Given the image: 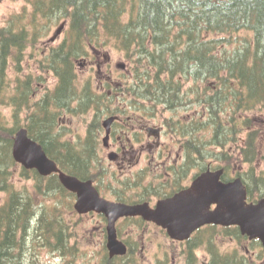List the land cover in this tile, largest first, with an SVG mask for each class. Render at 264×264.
I'll return each instance as SVG.
<instances>
[{"label": "trees", "instance_id": "1", "mask_svg": "<svg viewBox=\"0 0 264 264\" xmlns=\"http://www.w3.org/2000/svg\"><path fill=\"white\" fill-rule=\"evenodd\" d=\"M43 6L47 17L71 16V22L68 36L45 58L44 69L53 72L58 85L34 104L27 127L63 170L81 178L105 173L96 153L99 120L123 112L124 98L145 114L155 113L159 105L175 109L197 103L208 108L207 121L191 117L188 123H168L185 138V160L199 164L205 152L210 153L207 143L225 148L228 141H236L241 161L251 166L247 177L264 185L263 179L255 177L253 166L261 154V131L253 129L255 120L246 115L264 104V0H46ZM241 31L249 33L239 35ZM30 39L33 37L23 23L0 30V83L10 59L21 61ZM107 45L125 53L133 63L129 69L132 74L118 84L110 77L105 90L97 91L91 80L79 89L75 62L88 55L89 48L93 49L91 58H97ZM189 81L193 91L185 89ZM30 82H23L25 88L16 87L15 101L26 102ZM200 82L205 83L203 89ZM188 92L195 94L188 98ZM64 109L94 112L86 145L80 149L61 138L57 116ZM206 126L209 141L199 135ZM243 131L247 134L242 137ZM14 132L8 128L3 133L0 126V191L8 193L0 204V264H25L27 260V264H39L32 254L42 247L73 256V230L65 215L73 212V202L62 208L55 196L61 193L70 199L71 192L57 174L44 177L25 168L23 177L33 174L37 181L38 200L36 195L14 187L10 170L17 164L12 157ZM240 157L225 150L226 169ZM95 169L99 171L95 173ZM260 191L264 193L263 186ZM211 230L215 232L214 227Z\"/></svg>", "mask_w": 264, "mask_h": 264}, {"label": "rangeland", "instance_id": "2", "mask_svg": "<svg viewBox=\"0 0 264 264\" xmlns=\"http://www.w3.org/2000/svg\"><path fill=\"white\" fill-rule=\"evenodd\" d=\"M25 6L28 7L26 0H2L0 3V30L8 24L17 26V24L25 22V20L21 18L24 16V13H28V9H32L31 7L26 8ZM64 21V18H44V21L41 23V32L43 33L42 36L36 40L30 39L29 42L26 43L27 46L23 51L21 61L15 60L14 58L10 59L8 66L5 69L4 80L0 83V126L2 127L3 133H6L8 128L16 130V128L20 126H28V124L31 123L30 112L36 109L33 108L34 104L42 101L47 92L54 89L58 85V78L53 74V72H46L41 63L44 60L43 56L50 52L51 48L59 46L65 37L68 36V19H66L63 33L61 35L58 34L59 36L56 33ZM247 33L249 32L241 31L239 35H245ZM88 51L90 54L88 53V55L83 56L75 62V70L77 74L76 84L77 86L80 85L79 89L83 90V87L87 84L86 82L91 80L92 87L95 86V89L97 90H105L104 86L110 77L114 84L121 83V80L125 79V75L131 73L129 69H133V63L126 58L125 53L117 50L113 46L109 47L107 45L105 48H101L100 54L97 58H91L90 56L91 52L93 53V49L89 48ZM98 66H100V68ZM29 79H31V82L28 90L26 91V102L19 103L20 100L15 101L14 96L16 95V89L19 87L25 88L24 84L27 85ZM204 85L205 83L200 82V89H203ZM187 88H189V91H193L192 81L187 82L185 89ZM193 94H195V92H188V98H192ZM28 103L32 105L29 106ZM72 103L76 105V102ZM121 105H125L129 108L133 106L127 100H124ZM134 109L135 108L128 109L127 111L133 115L131 112L135 111ZM136 112L137 114L135 116L138 117L144 114L143 110L140 111L137 108ZM145 115H148L146 121H149L150 124L163 125L164 131L161 137V142L166 144V148L172 149L173 158L175 159L177 158L176 152L178 151L179 145H183L185 138L183 136H180V138L176 134V130L172 131L168 123H172L174 126L177 125V120L179 122L188 123L191 117L195 119L199 117L204 118V122L208 120L210 112L206 106L193 103L192 105L186 104L175 109H166L163 105H159L154 113V117H151V114ZM246 115L254 118L255 126L253 129L259 128L261 131V154L259 160L255 162L253 166L255 177H259L264 180V104L256 107L250 112H247ZM104 117L99 120L100 124H102ZM225 117L229 118L228 112H226ZM57 118L59 120L58 130L63 132V135L61 136L62 140L69 141L71 145H76V148L79 149L84 147L86 145V139L89 135L90 124L94 120L93 110L86 113H72L67 109H64L60 111ZM94 130L96 133L98 131V126L94 127ZM208 130V126L202 128L199 135L203 136L205 139L207 135H211ZM244 134H247V132L243 131L240 133L242 137ZM104 135L105 131L103 129L100 134L101 144L103 142L102 139ZM206 140L209 141V138L207 137ZM207 144V147L210 149V153L212 154L209 153V155L205 152L206 157L203 158V163L213 162L218 165L225 164L226 162L223 159V152L225 150L229 153L235 152L236 156L240 157L236 141H228L225 148L213 145L214 143L212 142ZM112 150L113 148H108L101 152L102 157L105 159V165H108L110 168L109 171H105L104 169L105 181L109 183L111 181L114 182L116 178L123 177L124 175L115 162H112L110 166L112 160L109 155ZM179 152L182 155L184 154V151ZM250 168V164L242 162L240 157L239 162L235 161L232 163L228 170L230 174H233L235 170L241 171L249 183H253L254 186L258 185L255 181L250 179L249 176L247 177L246 171ZM22 169L23 166L19 163L10 168L12 172L11 180L14 182V187L36 195V199L38 200L39 197L36 192L37 181L35 180L33 174L30 178L23 177ZM124 169L128 171L130 167ZM112 171H116V173H112ZM191 173H194L193 169L191 170ZM261 186L264 187V185ZM106 191H109V188H107ZM56 192L58 193L59 191ZM7 195L8 193L0 191V204L7 199ZM55 196L59 199V203L62 208H65L64 206L72 200L71 198L69 199V197H64L61 193L55 194ZM43 200L46 201L45 198H43ZM65 215L73 230V234L70 238V244L74 246L75 254L73 256H63L59 253L50 252L46 248L42 247L40 250L35 251L32 256L36 257L37 261L39 260V264H102L104 262L103 257L105 256V247L98 243V233L93 226L95 221L89 216L81 217L75 213H65ZM145 234L146 236H150L153 234V231H146ZM215 235L216 233L211 229L207 228L204 231L203 237H205V239L202 242L203 245L199 247L200 249H196L198 257L201 259L207 257V260L209 259L211 253L209 252L208 246L213 242L215 247ZM216 241L222 250L233 246V243H231V236L228 235L219 234L216 237ZM164 242L165 238L161 235L160 231L154 229V244L147 246L144 254L146 257L143 256L144 264L149 263L150 260H152L154 264H157V260L161 261V258H164L166 255L172 256L173 244H178L167 241V246H165ZM239 249L241 252H244V249L241 247H239ZM174 251L177 254L178 248L175 247ZM27 263H29V260L25 262V264Z\"/></svg>", "mask_w": 264, "mask_h": 264}, {"label": "flooded vegetation", "instance_id": "3", "mask_svg": "<svg viewBox=\"0 0 264 264\" xmlns=\"http://www.w3.org/2000/svg\"><path fill=\"white\" fill-rule=\"evenodd\" d=\"M45 1L26 0L28 7L32 9H28V13H24L21 19L25 20L23 24L28 28L29 36L33 37L32 40L39 39L42 36L41 23L44 21V18H50L44 12L43 5ZM25 7L28 8L27 6ZM54 18L65 19L64 23L56 32L57 35H61L64 31L66 19L70 23L71 16L63 17L58 15ZM45 56L46 54L43 57L45 58ZM98 67L100 68V66ZM124 99L128 100L127 98ZM132 108H135V111L131 112L133 115L127 111ZM136 108L139 110V106L136 104L130 108L124 105V111L117 115V119L112 124L107 144L100 143L101 131L98 137L99 149L97 156L100 164L105 165V159L102 157L101 152L108 148H113L109 155V157L113 155L110 166L112 162H115L117 167L124 173L123 177L116 178L114 182L111 181L109 183L105 181L104 174H98L92 180L100 196L108 201L123 204L147 203L154 209L159 201L171 198L190 187L192 182L203 171L215 165V163H203L204 159L200 160L199 164L197 161L185 160V153L182 155L179 152L184 151L182 144L179 145L178 151L176 152L177 158L174 159L172 149L166 148V144L161 142L164 131L163 125L150 124L149 121H146L148 115L145 114L139 117L135 116L137 114ZM151 117H154V112L151 114ZM129 167L130 169L128 171L124 169ZM104 169L105 171L110 170L108 165H105ZM192 169L194 173H191ZM94 172L97 173L98 169H95ZM112 173H116V171H112ZM238 176V171L235 170L231 177L224 176L223 180L227 182ZM244 182L248 190V202L257 203L260 198H264V193L260 191L261 185L254 186L248 180ZM107 188H109V191H106ZM69 196H71L74 205L77 194L70 193ZM214 207L215 205L212 206V208ZM73 212L81 217L89 216L95 221L93 226L98 233V243L105 247L104 262L102 264H144L143 256L146 257L144 255L145 250L147 246L154 244V229L160 231L161 235L165 238V246H167V241L181 245L173 244L172 256L166 255L164 258H161V261L157 260V264L264 263L262 241L259 239H251L249 235L243 234L237 225L226 226L217 224L201 226L195 229L189 237L184 240H178L172 238L162 226L154 221L146 220L142 216L120 217L117 219L115 222L117 238L126 245L127 250L124 254L111 256L108 247V224L110 221L107 215L98 211L79 214L74 208ZM208 227H214L216 235L215 247L214 243L213 246L208 247L211 254L207 260V257L203 259L198 257L196 249L203 245L202 242L205 239L203 233ZM149 230L153 231V234L146 236L145 232ZM219 234L231 236L233 246L222 250L216 241V237ZM175 247L178 248L177 254L174 251ZM239 247L244 249V252H241ZM147 264H154V262L150 260Z\"/></svg>", "mask_w": 264, "mask_h": 264}, {"label": "water", "instance_id": "4", "mask_svg": "<svg viewBox=\"0 0 264 264\" xmlns=\"http://www.w3.org/2000/svg\"><path fill=\"white\" fill-rule=\"evenodd\" d=\"M115 117L104 121L108 142ZM13 158L27 169H36L41 175L57 173L65 188L77 194L75 208L79 213L95 210L109 218L108 247L111 256L124 254L126 246L118 240L115 222L121 216L142 215L168 230L170 236L183 240L205 224L239 225L243 233L258 236L264 243V198L257 203L247 202V189L242 179L224 182V168L207 169L188 189L158 203L155 210L145 204H123L108 201L100 196L93 180H82L62 170L43 145L20 127L14 136ZM113 157V155H111ZM216 204L215 208L212 205Z\"/></svg>", "mask_w": 264, "mask_h": 264}, {"label": "bare ground", "instance_id": "5", "mask_svg": "<svg viewBox=\"0 0 264 264\" xmlns=\"http://www.w3.org/2000/svg\"><path fill=\"white\" fill-rule=\"evenodd\" d=\"M73 61V60H72ZM81 61V60H80ZM82 62V61H81ZM49 69H50V67H49ZM76 69V68H75ZM50 71V70H49ZM73 83V82H72ZM199 83V82H198ZM81 84V83H80ZM94 88H95V86H94ZM97 90V89H96ZM100 91H101V89H99ZM99 90H97V91H99ZM227 103V102H226ZM92 105V104H91ZM226 105V104H225ZM28 236V235H27Z\"/></svg>", "mask_w": 264, "mask_h": 264}]
</instances>
